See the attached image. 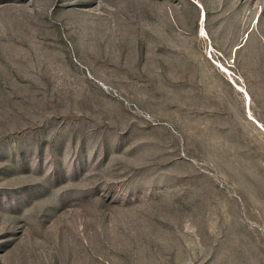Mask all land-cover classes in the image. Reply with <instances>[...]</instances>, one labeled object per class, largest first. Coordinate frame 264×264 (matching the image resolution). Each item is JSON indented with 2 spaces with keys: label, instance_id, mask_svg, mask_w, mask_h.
I'll use <instances>...</instances> for the list:
<instances>
[{
  "label": "rangeland",
  "instance_id": "1",
  "mask_svg": "<svg viewBox=\"0 0 264 264\" xmlns=\"http://www.w3.org/2000/svg\"><path fill=\"white\" fill-rule=\"evenodd\" d=\"M0 264H264V0H0Z\"/></svg>",
  "mask_w": 264,
  "mask_h": 264
}]
</instances>
